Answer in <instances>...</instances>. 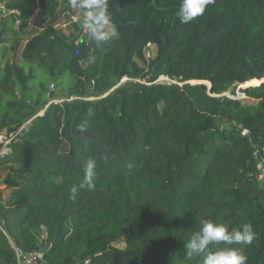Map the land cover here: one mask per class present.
Wrapping results in <instances>:
<instances>
[{"label": "trees", "instance_id": "1", "mask_svg": "<svg viewBox=\"0 0 264 264\" xmlns=\"http://www.w3.org/2000/svg\"><path fill=\"white\" fill-rule=\"evenodd\" d=\"M179 3L107 0L118 38L97 45L78 24L66 34L47 22L20 63H5L0 131L30 122L0 157V264H17L16 251L45 264H201L184 244L203 220L251 223L252 244L238 247L247 264H264V0H211L188 24ZM48 4L53 14L57 0L4 6L22 32ZM148 46L156 55L145 64ZM125 78L147 81L111 91ZM51 83L78 96L88 85L97 99L39 114ZM88 159L95 187L73 199Z\"/></svg>", "mask_w": 264, "mask_h": 264}, {"label": "clouds", "instance_id": "2", "mask_svg": "<svg viewBox=\"0 0 264 264\" xmlns=\"http://www.w3.org/2000/svg\"><path fill=\"white\" fill-rule=\"evenodd\" d=\"M211 0H180L175 13L180 23L188 24L202 15ZM73 9L82 14L81 28L97 45L118 38V32L111 26V17L107 10V0H69ZM78 130L83 133L84 125ZM83 178L78 185L70 189L74 199L80 190H93L96 173V161L88 159L83 168ZM254 231L251 223H241L229 229L224 223L203 220L198 231L191 234L184 244L187 258L202 257L201 264H247L239 245H251ZM221 245L220 247H216Z\"/></svg>", "mask_w": 264, "mask_h": 264}, {"label": "rangeland", "instance_id": "3", "mask_svg": "<svg viewBox=\"0 0 264 264\" xmlns=\"http://www.w3.org/2000/svg\"><path fill=\"white\" fill-rule=\"evenodd\" d=\"M58 1V7L56 10L51 14L50 6L44 5L37 8L35 14L31 17L30 23L26 30L19 32L18 31V23L16 21H13L10 16L11 13L5 8L6 0H0V30L5 25L6 27V34L3 37V42L0 45V80L2 79V68L4 67L5 63H20V53L21 49L24 45V41H26L28 38H30L32 35L40 31L47 22H50L53 24L56 28L63 29L64 33L69 34L70 32H73L74 34L78 33V30L76 31L74 26L78 24L80 27L81 21H82V14L77 9H73L70 7V5L64 3L62 0ZM76 16L78 19V22L74 25L69 23V16ZM82 29V28H81ZM84 31V30H82ZM87 34V32H84L79 37H83ZM156 55V48L154 46H148L144 50V59L146 60L145 64H148L149 61H151ZM143 65V62L142 64ZM147 78H142L141 80H130V79H121L119 83L111 90L114 91L121 86H130L135 83H146ZM162 82H170V83H176V80H169V79H162L159 80ZM68 84L63 83L61 86H56L55 83H51L48 86V94H51V98L48 102V104L44 107V110L40 111L39 114H42L45 109H47L51 104L55 103H64V102H72V101H94L97 99V97L91 92L88 85H84V92L83 96H78L74 93H70L68 89ZM77 87H81V85H77ZM245 86H239L237 87L235 91V97L244 98V95L240 92L241 88H244ZM110 91V92H111ZM227 96H230L228 93ZM18 100L20 99V95H17ZM29 122H25L22 124H17L15 126L4 128L0 131L1 134L5 136V139L9 140L8 146L5 149L4 154H1L0 157H3L6 155V153L9 152L11 144L18 139L27 129ZM218 126L221 129H227L231 130L233 132H238L240 130L239 126H235L234 124H229L224 121H219ZM6 173L1 174L0 180H3ZM0 191H2L0 189ZM9 191L6 190L4 192V197L8 195ZM1 194V196L3 195ZM44 233H42V239H44ZM120 246H124L123 242L119 243ZM37 264H45L43 261Z\"/></svg>", "mask_w": 264, "mask_h": 264}, {"label": "built area", "instance_id": "4", "mask_svg": "<svg viewBox=\"0 0 264 264\" xmlns=\"http://www.w3.org/2000/svg\"><path fill=\"white\" fill-rule=\"evenodd\" d=\"M70 20L69 23H77L78 19L76 16H69ZM242 136L248 135V130L242 129L241 130ZM9 140L5 139V136L0 133V155L4 154L6 147L8 146ZM256 169H257V175L256 180L258 182H261L264 179V162L262 160H257L256 162ZM41 253L40 252H33L27 255H22L19 251H16V261L17 264H37L41 260Z\"/></svg>", "mask_w": 264, "mask_h": 264}, {"label": "crops", "instance_id": "5", "mask_svg": "<svg viewBox=\"0 0 264 264\" xmlns=\"http://www.w3.org/2000/svg\"><path fill=\"white\" fill-rule=\"evenodd\" d=\"M0 189L2 191H0V195L3 194L4 192H6V188H5V185L3 183V180H0ZM2 197H4V194L2 195Z\"/></svg>", "mask_w": 264, "mask_h": 264}, {"label": "water", "instance_id": "6", "mask_svg": "<svg viewBox=\"0 0 264 264\" xmlns=\"http://www.w3.org/2000/svg\"><path fill=\"white\" fill-rule=\"evenodd\" d=\"M165 79V78H164Z\"/></svg>", "mask_w": 264, "mask_h": 264}]
</instances>
